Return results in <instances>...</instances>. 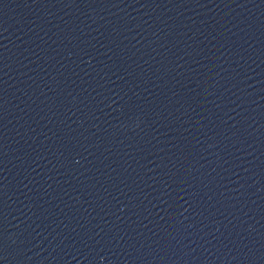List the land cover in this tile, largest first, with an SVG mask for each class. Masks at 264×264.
I'll return each instance as SVG.
<instances>
[{
	"label": "water",
	"instance_id": "95a60500",
	"mask_svg": "<svg viewBox=\"0 0 264 264\" xmlns=\"http://www.w3.org/2000/svg\"><path fill=\"white\" fill-rule=\"evenodd\" d=\"M0 264H264V0H0Z\"/></svg>",
	"mask_w": 264,
	"mask_h": 264
}]
</instances>
